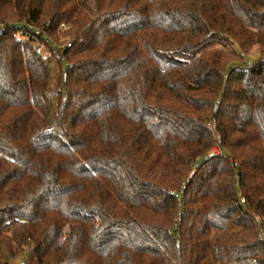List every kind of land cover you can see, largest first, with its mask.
Returning <instances> with one entry per match:
<instances>
[{
    "label": "trees",
    "instance_id": "1",
    "mask_svg": "<svg viewBox=\"0 0 264 264\" xmlns=\"http://www.w3.org/2000/svg\"><path fill=\"white\" fill-rule=\"evenodd\" d=\"M0 264H264V0H0Z\"/></svg>",
    "mask_w": 264,
    "mask_h": 264
},
{
    "label": "rangeland",
    "instance_id": "2",
    "mask_svg": "<svg viewBox=\"0 0 264 264\" xmlns=\"http://www.w3.org/2000/svg\"><path fill=\"white\" fill-rule=\"evenodd\" d=\"M60 29L63 30L65 29V25L62 24L60 25ZM49 41L51 42V47H54L52 48L53 50L48 52L45 50V48L41 47L40 48V52L43 53L44 55L46 56H50L52 55V57H54V59L56 57H61L63 55V50L65 47H68L70 45V36L68 35H64V34H61V32L59 33L58 37L55 39V38H50L48 37ZM244 59L243 61L241 62V64H247L246 61L247 59L249 61H255L257 59V49L255 47H252L251 49L247 50L246 53L244 52ZM51 66H52V76L55 75L56 71H57V65L54 61H51ZM216 151H218L216 149Z\"/></svg>",
    "mask_w": 264,
    "mask_h": 264
},
{
    "label": "built area",
    "instance_id": "3",
    "mask_svg": "<svg viewBox=\"0 0 264 264\" xmlns=\"http://www.w3.org/2000/svg\"><path fill=\"white\" fill-rule=\"evenodd\" d=\"M62 26H63V24H62ZM242 55H243V53H242ZM246 63L248 64V61H246ZM215 151H216V149H215Z\"/></svg>",
    "mask_w": 264,
    "mask_h": 264
}]
</instances>
